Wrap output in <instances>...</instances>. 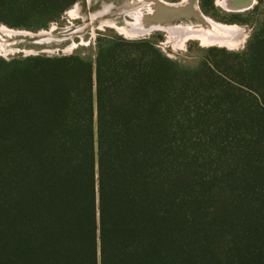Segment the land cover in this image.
Masks as SVG:
<instances>
[{"label": "trees", "instance_id": "1", "mask_svg": "<svg viewBox=\"0 0 264 264\" xmlns=\"http://www.w3.org/2000/svg\"><path fill=\"white\" fill-rule=\"evenodd\" d=\"M77 1L0 0V23ZM210 51L104 35L0 59V264H264V20Z\"/></svg>", "mask_w": 264, "mask_h": 264}, {"label": "rangeland", "instance_id": "2", "mask_svg": "<svg viewBox=\"0 0 264 264\" xmlns=\"http://www.w3.org/2000/svg\"><path fill=\"white\" fill-rule=\"evenodd\" d=\"M140 0H78L67 8L61 17L50 23L47 28L38 31L26 28L10 27L0 23V59H11L27 55H62L78 53L83 56L96 55V42L99 36L119 35L127 40L149 38L156 42L157 47L172 59L178 60L188 66H196L207 56L214 58L225 56L222 51L211 52V48L225 50L226 52H237L243 50L251 36L254 28L264 20V0H255L247 9L232 10L223 4V0H164L165 3L190 6L199 9L203 15L212 18L217 23L234 27L236 35L232 46L218 43H205L200 38L190 37L184 40L181 33L171 35L166 29L156 28L147 34L132 36L124 32L130 24H136L132 17L136 13H142ZM230 1V0H229ZM144 2V0H143ZM146 2V6L149 2ZM207 12L204 10V8ZM141 8V9H139ZM148 18L151 13L144 9ZM96 14V15H95ZM177 25L204 27V19L199 14L180 16L170 19ZM207 26V33L216 35L217 38H229L233 33L217 27ZM2 28L15 31L6 33Z\"/></svg>", "mask_w": 264, "mask_h": 264}, {"label": "flooded vegetation", "instance_id": "3", "mask_svg": "<svg viewBox=\"0 0 264 264\" xmlns=\"http://www.w3.org/2000/svg\"><path fill=\"white\" fill-rule=\"evenodd\" d=\"M244 1V4H241L242 6L240 5H237L236 4V0H223V4L227 7H229V9H232V10H241L240 8H242L243 6H247V5H252L255 3V0H243ZM148 5L146 6V2L144 3L143 0L140 2L142 3L143 5V12L141 13L142 15V18L144 20V25H145V34L149 33L150 31H152L153 29H156V28H162V29H166L170 32L169 28L173 27L174 31L177 32V33H181V35H185V37L188 39L190 37H197V38H201V36L203 34H206V31L208 30L207 29V26L209 25V27H212L213 24L212 23H217L215 20H213L211 18V21H208L206 18H203L200 14H203L199 9L196 8V14H199L200 18H203L204 20V27H191V26H182V25H177L175 24L174 22H172L170 19L173 18V16H171V14H164V11L163 9H161V5L160 4H167L168 6L170 7H175V8H180L178 5L176 6H173V4H168V3H165L164 0H150L148 1ZM160 2V3H159ZM157 7L158 8V11L157 12H154V15L152 18H148V16L146 15L144 9H148L149 12L151 13L152 11V8L153 7ZM184 7V6H182ZM96 15V14H95ZM134 20L133 21H130V22H135L137 23V20H136V17H132ZM222 24V23H220ZM134 25V24H132ZM130 24V26H132ZM225 25V24H223ZM228 26V25H226ZM214 27V26H213ZM170 34H172L170 32ZM175 36V35H174ZM184 37V36H183ZM223 45H226V44H223Z\"/></svg>", "mask_w": 264, "mask_h": 264}, {"label": "bare ground", "instance_id": "4", "mask_svg": "<svg viewBox=\"0 0 264 264\" xmlns=\"http://www.w3.org/2000/svg\"><path fill=\"white\" fill-rule=\"evenodd\" d=\"M142 0H140L139 2H141ZM146 0H144V3H145ZM150 1V0H147V2ZM160 3V2H159ZM236 4L237 5H240L242 6L241 4H244V1L243 0H236ZM161 6V9H163L164 11V14H171V16H173V18H177V17H180V16H183V15H186V16H190L192 13L195 14L196 10H195V5H194V8H192V5L190 6H184V7H180V8H175V7H170L168 6L167 4L163 5V4H160ZM142 8H143V5H140ZM251 5H247V6H243L242 8L240 9H243V8H246V7H250ZM141 9V8H139ZM140 12V11H139ZM139 12L136 13V20H137V23L132 25V26H129L127 29L124 30V32L128 35H134V36H138V35H143L145 34V25H144V20L142 18V15L141 13L139 14ZM197 15V14H196ZM203 18H206L208 21L212 22L211 19L203 14H200ZM173 22V21H172ZM215 25L217 27H221L223 28L224 30H229L228 33H233L232 36H229V38H217L216 35H212L209 33H207L208 31H206V34H203L201 36L202 38V41L205 42V43H218V44H228L230 46H232L234 44V40H236V38H234V36L236 35V33L234 32L236 29L234 27H228L226 25H223V24H219V23H215ZM4 32L6 33H14L15 31L13 30H10V29H7V28H2ZM170 32L172 33L171 35H174L176 34L177 32L174 31L173 27L169 28ZM184 36V40H186V37L185 35H182Z\"/></svg>", "mask_w": 264, "mask_h": 264}, {"label": "water", "instance_id": "5", "mask_svg": "<svg viewBox=\"0 0 264 264\" xmlns=\"http://www.w3.org/2000/svg\"><path fill=\"white\" fill-rule=\"evenodd\" d=\"M247 8H249V7H246V8H243V9H247ZM243 9H242V10H243Z\"/></svg>", "mask_w": 264, "mask_h": 264}]
</instances>
